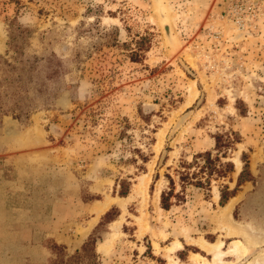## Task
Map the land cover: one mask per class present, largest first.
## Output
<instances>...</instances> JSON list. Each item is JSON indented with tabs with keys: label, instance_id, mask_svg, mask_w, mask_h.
Here are the masks:
<instances>
[{
	"label": "rangeland",
	"instance_id": "rangeland-1",
	"mask_svg": "<svg viewBox=\"0 0 264 264\" xmlns=\"http://www.w3.org/2000/svg\"><path fill=\"white\" fill-rule=\"evenodd\" d=\"M162 4L167 21L155 0H0V264H216L202 240L247 247L225 264L264 253V0ZM229 130L235 171L182 188L183 161ZM168 174L183 199L165 210Z\"/></svg>",
	"mask_w": 264,
	"mask_h": 264
},
{
	"label": "trees",
	"instance_id": "trees-1",
	"mask_svg": "<svg viewBox=\"0 0 264 264\" xmlns=\"http://www.w3.org/2000/svg\"><path fill=\"white\" fill-rule=\"evenodd\" d=\"M239 102V101H238ZM241 114L245 113V110H242L241 107L238 106ZM216 146L215 149L218 152L216 157L213 156L212 150H207L205 152H200L196 154L193 158L192 162L183 161L180 165L179 177L181 181V186L184 188L187 184H193L198 187H206L209 191L212 190V177L214 175L218 176V178H224L228 176L229 172L234 171V163L222 162V157H228L229 152L233 150L238 142L241 140V136L238 132L234 130H229L227 132H218L215 136ZM246 154H243V157ZM203 159L204 163L200 164L199 160ZM199 161V162H198ZM198 166V170L190 172V170ZM248 166V163H245V167ZM170 181V189L164 190L161 194V206L169 210L174 204L173 198L176 201H180L183 199V196L180 192H175L176 181L170 174L167 175ZM243 180V173L239 177L238 185L240 186ZM121 190L119 194L121 196H126L130 191V183L127 181H123L121 184ZM237 190V187L234 190H229L227 185H223L221 192L220 204L223 206L227 203L229 198L234 195V192ZM107 214L106 217H109ZM92 242H95V238L92 239ZM91 243V241H90Z\"/></svg>",
	"mask_w": 264,
	"mask_h": 264
},
{
	"label": "bare ground",
	"instance_id": "bare-ground-1",
	"mask_svg": "<svg viewBox=\"0 0 264 264\" xmlns=\"http://www.w3.org/2000/svg\"><path fill=\"white\" fill-rule=\"evenodd\" d=\"M163 7H164V10L166 11V13L168 15L167 6L165 5ZM192 14L195 16V18H196V16H198L196 8H194L192 10ZM168 19H169V15H168V17H166V21ZM192 19L194 20V17ZM167 37L171 41H174L175 39H177V35L175 34V31H171L169 34H167ZM191 93H192L191 97H193L195 95V90L193 89V87L191 88ZM5 129H6L5 130V134L7 136L20 135V134H18L19 132H18V130L16 128V125L12 121H8L7 122V126H6ZM108 207H109V203L100 204L99 213L104 212ZM231 208H232V203H229L226 207H224V209L226 211L225 213L230 212ZM235 231L238 232L239 230L235 229ZM245 233H246V231H245ZM252 242L253 243H257V241H255V239L253 237H252ZM223 243H224L223 241H218V242H215V243H211V242H208L206 240L200 241V245H201L202 248L206 249L210 253H213L214 262L216 264H225L226 262H224L222 257L227 255V254H229V253H239V252H241V254H244V253L247 252V247L244 246L239 240L233 241L232 248H230L229 251H225V250L222 249ZM178 246L181 247V244L178 243ZM193 256L196 257V259L201 264H211L212 263L208 258H206L205 256H203V255H201L199 253H195ZM247 264H264V253H261L258 256H255V259L249 261V263H247Z\"/></svg>",
	"mask_w": 264,
	"mask_h": 264
},
{
	"label": "crops",
	"instance_id": "crops-1",
	"mask_svg": "<svg viewBox=\"0 0 264 264\" xmlns=\"http://www.w3.org/2000/svg\"><path fill=\"white\" fill-rule=\"evenodd\" d=\"M239 143H240V142H238L237 144H239ZM234 171H235V164H234ZM234 171L229 172L228 175H230V174L233 173ZM226 177H227V176H226ZM226 177H224V178H226ZM246 182H248V181H246ZM222 187H223V185H222ZM228 187H229V186H228ZM229 190H231V189L229 188ZM234 196H235V195L231 196V197L229 198V200L227 201V203H228V202H229ZM227 203H226V204H227ZM226 204H225V205H226ZM225 205H223V206H225ZM172 206H173V205H172ZM162 208H163V207H162ZM163 209H164V208H163ZM165 210H166V209H165ZM92 218H93V220H94V222H93L92 225L94 226V225L96 224L97 220H96V222H95V219H96L95 216H93ZM85 236H87V235H86V234H85V235H84V234H83V235L79 234V235L76 236V238H73V237H72V238L70 239L71 247L74 248V249H79V248H81V245L84 244V240H85L84 237H85ZM184 248H187V247L183 245V247L180 248V249L183 250ZM194 254H195V253H194Z\"/></svg>",
	"mask_w": 264,
	"mask_h": 264
},
{
	"label": "water",
	"instance_id": "water-1",
	"mask_svg": "<svg viewBox=\"0 0 264 264\" xmlns=\"http://www.w3.org/2000/svg\"><path fill=\"white\" fill-rule=\"evenodd\" d=\"M157 5L159 6L160 12L163 13V4H162V0H155ZM167 24V23H166ZM171 31L167 32V34H169ZM170 40V39H169ZM171 41V40H170ZM173 42V41H172Z\"/></svg>",
	"mask_w": 264,
	"mask_h": 264
}]
</instances>
